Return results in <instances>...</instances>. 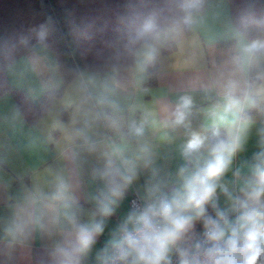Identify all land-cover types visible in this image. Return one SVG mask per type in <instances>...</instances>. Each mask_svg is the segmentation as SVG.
I'll use <instances>...</instances> for the list:
<instances>
[{
	"label": "clouds",
	"instance_id": "1",
	"mask_svg": "<svg viewBox=\"0 0 264 264\" xmlns=\"http://www.w3.org/2000/svg\"><path fill=\"white\" fill-rule=\"evenodd\" d=\"M205 2L161 0L134 13L113 45L112 71L118 74L126 65L143 77L157 63L162 48L179 41L201 22ZM33 31L45 43L50 26L42 24ZM229 32L233 49L215 66L213 77L200 86L205 94L215 93L214 101L203 110L208 122L200 130L192 128L195 101L190 94L180 95L161 121L165 128L187 130L180 148L184 162L175 176L158 175L147 143L139 145L134 159L113 143L100 152L104 167L94 170L93 176L103 186L91 197L94 210L84 219L76 194L80 164L76 153H70L68 174L55 176L50 193L28 191L13 207L0 236L5 245L0 254L11 258L34 231H40L51 241L41 264H87L109 218L143 168L151 169L156 178L96 253L97 264H264V127L258 129L259 151L234 168L257 117L264 118V17L254 5H245ZM78 87L83 94L81 103H87L92 97L83 78ZM98 102L113 113L119 111L113 100L102 97ZM151 115L145 110L139 118L129 119L126 135L143 138ZM105 118L111 127H121L120 117L105 114ZM76 135L84 139L89 152L97 151L96 142L83 129L76 130ZM230 172L231 180L227 179ZM198 223L202 233L196 230Z\"/></svg>",
	"mask_w": 264,
	"mask_h": 264
},
{
	"label": "crops",
	"instance_id": "2",
	"mask_svg": "<svg viewBox=\"0 0 264 264\" xmlns=\"http://www.w3.org/2000/svg\"><path fill=\"white\" fill-rule=\"evenodd\" d=\"M231 19L228 0H206L202 20L196 28L177 42L161 49L156 63L155 83L148 84V72L141 77L127 67L119 73L112 69L104 72L79 71L65 86L61 96L54 98L47 113L28 123L19 111L9 91L0 95V236L12 217L13 207L28 191L40 190L48 194L58 173L68 174L70 167L67 155L76 153L81 175L77 196L84 209V219L94 210L91 197L103 186L93 171L104 167L100 152L113 143L125 148V155L135 158L141 143H147L154 157L153 167L160 177L175 176L178 167L184 162L180 148L187 138L184 128H165L163 121L168 111L174 107L178 97L190 94L194 97L195 109L192 128L200 130L206 124L205 109L215 99V93L205 94L201 84L207 83L215 73V66L227 58L234 47L230 37ZM11 86L22 90L28 98L38 104L46 91L57 90L62 86V78L53 52L43 43L37 42L17 57L5 69ZM83 81L91 93L87 103H81L83 94L78 87ZM115 101L119 111L101 105L100 98ZM152 113L143 138H130L127 121L139 118L145 111ZM105 114L121 118L119 129L110 126ZM264 127V118L257 117L244 152L240 153L234 168L244 161H250L259 151L258 129ZM83 129L95 141L98 149L89 152L84 139L76 135ZM151 169H141L138 179L128 190L116 214L109 218L104 234L97 244L87 264H97L96 253L104 247L111 232L124 215L130 211L129 199L133 195L142 197L146 186L153 182ZM227 179H232L230 172ZM220 206H225L224 197ZM209 214L214 215L212 209ZM199 233L202 224L196 225ZM51 241L40 231H34L24 247H17L11 258L0 254V264H41ZM5 245L0 243V253Z\"/></svg>",
	"mask_w": 264,
	"mask_h": 264
},
{
	"label": "trees",
	"instance_id": "3",
	"mask_svg": "<svg viewBox=\"0 0 264 264\" xmlns=\"http://www.w3.org/2000/svg\"><path fill=\"white\" fill-rule=\"evenodd\" d=\"M161 0H0V95L9 91L28 123L43 117L51 101L61 96L79 71L112 69L113 45L126 19ZM234 23L239 10L254 5L264 17V0H228ZM49 24L45 44L54 54L62 86L42 94L34 104L10 85L6 67L39 42L34 29ZM26 41V42H25ZM126 66V65H125ZM124 67V66H123ZM157 65L148 70V84L155 83Z\"/></svg>",
	"mask_w": 264,
	"mask_h": 264
},
{
	"label": "built area",
	"instance_id": "4",
	"mask_svg": "<svg viewBox=\"0 0 264 264\" xmlns=\"http://www.w3.org/2000/svg\"><path fill=\"white\" fill-rule=\"evenodd\" d=\"M141 200V197L137 196V195H133L130 197L129 199V207L130 209L133 207L134 204L139 203Z\"/></svg>",
	"mask_w": 264,
	"mask_h": 264
}]
</instances>
